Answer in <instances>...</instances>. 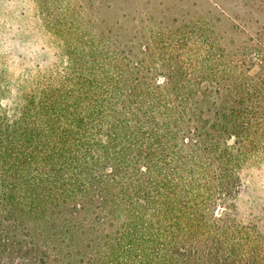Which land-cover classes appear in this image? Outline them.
<instances>
[{
	"label": "trees",
	"instance_id": "trees-1",
	"mask_svg": "<svg viewBox=\"0 0 264 264\" xmlns=\"http://www.w3.org/2000/svg\"><path fill=\"white\" fill-rule=\"evenodd\" d=\"M53 5L27 6L29 48L0 12V264H264L239 204L264 173V22L125 39Z\"/></svg>",
	"mask_w": 264,
	"mask_h": 264
},
{
	"label": "rangeland",
	"instance_id": "rangeland-1",
	"mask_svg": "<svg viewBox=\"0 0 264 264\" xmlns=\"http://www.w3.org/2000/svg\"><path fill=\"white\" fill-rule=\"evenodd\" d=\"M34 1V0H33ZM53 6L70 4L81 16L94 21L99 28H111L125 39L138 33L142 19L152 22H170L191 14L208 13L220 18L218 24L226 39L241 37L230 31L231 24L249 18V22H264V14L249 6L252 0H47ZM32 0H0V12L16 17L19 24L17 37L10 40L14 48L33 47V19L30 20ZM250 11L249 14L246 12ZM241 213L260 211L264 216V173H254L239 200Z\"/></svg>",
	"mask_w": 264,
	"mask_h": 264
}]
</instances>
